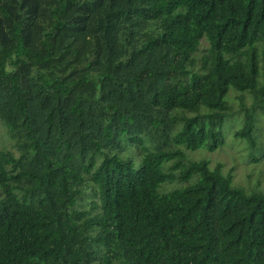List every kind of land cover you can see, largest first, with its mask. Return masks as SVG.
<instances>
[{"label": "trees", "instance_id": "1", "mask_svg": "<svg viewBox=\"0 0 264 264\" xmlns=\"http://www.w3.org/2000/svg\"><path fill=\"white\" fill-rule=\"evenodd\" d=\"M0 123V264H264V190L190 156L264 161V0H0Z\"/></svg>", "mask_w": 264, "mask_h": 264}, {"label": "rangeland", "instance_id": "2", "mask_svg": "<svg viewBox=\"0 0 264 264\" xmlns=\"http://www.w3.org/2000/svg\"><path fill=\"white\" fill-rule=\"evenodd\" d=\"M205 46L206 42L204 41L202 47ZM231 100L234 109L237 111L240 110V101L235 94H232ZM250 103L251 101L247 97V104L250 105ZM232 122L235 124L234 129H239L242 126L240 125L242 123L241 115L237 118H233ZM259 124L263 127V118H260ZM3 131L4 128L0 123V134L3 133ZM223 132L227 141L222 149L216 152L199 150L196 153H190L191 158L195 160L206 158L210 160L212 167L222 164L223 171L226 174L230 171L233 172L235 184L243 186L246 189H251L258 185L259 188L264 190V161L257 164L253 161L249 162L247 156L248 149L244 142H240L234 137V132L231 130V126L226 124Z\"/></svg>", "mask_w": 264, "mask_h": 264}]
</instances>
